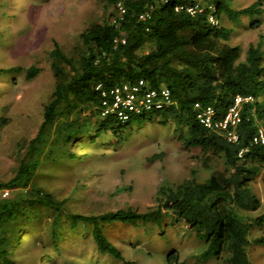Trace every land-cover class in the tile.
<instances>
[{
	"label": "trees",
	"instance_id": "trees-1",
	"mask_svg": "<svg viewBox=\"0 0 264 264\" xmlns=\"http://www.w3.org/2000/svg\"><path fill=\"white\" fill-rule=\"evenodd\" d=\"M120 3L125 9L122 14ZM191 7H198L193 14L188 12ZM105 11L104 22L91 25L81 34L83 51L77 62L55 43L52 56L57 84L53 96L44 107L43 120L14 176L0 186L26 189L43 163L78 158L70 147L81 145L84 138L95 145L112 134L120 143L126 140V132L156 119L173 122L185 146L200 149L205 159L222 164L224 169L214 170L205 182L161 186L156 205L144 213L120 209L93 216L74 214L62 201L32 187L28 195L0 202V264H18L15 250L24 238L15 227L22 221L26 225L40 222L41 209L54 216L44 224L54 247L61 239L65 219L72 229L82 225L101 254L123 264H138L124 259L105 229L113 223L159 222L165 210L205 241L202 258L250 264L249 234L254 226H264V212L248 220L238 211L257 212L262 207L251 183L264 172V145L253 143L264 119V102L258 101L264 95V54L259 45L251 44L242 60L241 48L230 44L233 29L222 26L220 20L237 25L246 16L252 28H260L264 0L239 10L231 6L230 0H105ZM142 15L147 16L142 19ZM211 15L217 24L209 20ZM21 70L9 68L3 76L8 78ZM38 72V68L30 67L26 75L33 78ZM139 81L152 89L167 88L174 103L127 122L113 114L102 115L103 93L111 103L112 88ZM238 96L253 97L255 101L241 106V120L233 129L236 141L229 140L226 132L200 123L197 104L201 109L211 106L223 117ZM254 243L264 246V235ZM175 256L171 253L168 261Z\"/></svg>",
	"mask_w": 264,
	"mask_h": 264
},
{
	"label": "rangeland",
	"instance_id": "rangeland-1",
	"mask_svg": "<svg viewBox=\"0 0 264 264\" xmlns=\"http://www.w3.org/2000/svg\"><path fill=\"white\" fill-rule=\"evenodd\" d=\"M230 1L239 10L257 0ZM105 20V0H0V183L14 176L53 96L57 84L52 56L55 43L77 62L83 51L81 34ZM220 23L233 29L230 44L241 48L242 60L251 44L259 45L264 54V15L260 28H252L246 16L237 25L224 19ZM14 67L22 70L5 78L4 70ZM30 67L39 69L33 78L26 75ZM258 101L264 102V95ZM125 135L123 142L116 143L117 137L109 134L106 141L98 140L95 145L84 138L81 145L70 147L78 158L43 163L30 187L11 189V196L28 195L35 187L62 201L74 214L93 216L120 209L144 213L156 205L161 186L205 182L214 170L224 169L222 164L205 159L200 149L185 146L171 121L156 119ZM251 188L262 207L257 212L238 211L248 220L264 212V172L253 180ZM164 212L159 222L113 223L105 234L125 260L138 264H227L202 258L205 241L185 223L176 222L171 211ZM39 215L37 224L22 221L15 227L24 238L15 250L18 264H123L98 252L89 232L82 225L72 229L65 219L61 239L57 247L52 246L44 224L54 216L45 209L39 210ZM262 235L264 226L250 231V264H264V246L254 243ZM171 253L176 256L168 261Z\"/></svg>",
	"mask_w": 264,
	"mask_h": 264
},
{
	"label": "built area",
	"instance_id": "built-area-1",
	"mask_svg": "<svg viewBox=\"0 0 264 264\" xmlns=\"http://www.w3.org/2000/svg\"><path fill=\"white\" fill-rule=\"evenodd\" d=\"M160 1L166 2L167 0ZM118 7L121 14L125 12L121 3L118 4ZM197 8L198 7L188 8V12L193 14ZM146 16L147 15H142L141 18L144 19ZM209 20L214 24L218 23L214 15H211ZM98 88H100V86H98ZM109 93L112 98L111 103H108L105 97L106 94L103 93L102 115L113 114L121 122H127L131 120L132 117L163 110L174 103L171 93L167 88L152 89L148 87L144 81L116 86L112 88ZM254 101L255 99L253 97H236L229 111L223 117L219 116L213 107L209 106L201 109L197 104L196 107L198 109L200 108L197 117L200 123L205 127L217 132H226L229 140L236 141L237 137L233 129L241 120V106L244 102ZM253 143L264 145V119L257 129V133L253 138ZM242 154L243 150L240 151L239 155L241 156ZM11 192V189L0 186V202L9 199L11 197Z\"/></svg>",
	"mask_w": 264,
	"mask_h": 264
}]
</instances>
